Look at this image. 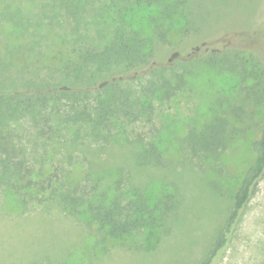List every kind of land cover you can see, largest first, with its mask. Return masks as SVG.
<instances>
[{
    "label": "rangeland",
    "instance_id": "rangeland-1",
    "mask_svg": "<svg viewBox=\"0 0 264 264\" xmlns=\"http://www.w3.org/2000/svg\"><path fill=\"white\" fill-rule=\"evenodd\" d=\"M8 8L37 22L44 18V27L54 25L50 34L47 30L49 37L61 42L59 35L69 19L50 0H0V11ZM188 8L187 17L177 20L180 27L157 45L156 63L190 62L189 58L200 54L207 57L216 50L234 48L231 58L240 49L264 67V0H190ZM147 15L139 11L131 17L145 35L150 34ZM27 39L4 23L0 51L14 63L13 71L20 70L27 58L31 64L21 69L25 73L35 67L54 68L58 52L50 42L40 58L25 57L24 51L17 50ZM11 49L17 50L13 56L7 52ZM240 75L197 59L183 90L171 100L156 103L152 127L124 122V128L117 127L107 142L87 139L72 147L57 144L66 139L56 133L51 145L39 141L25 147L28 154L36 155L37 166L49 171L64 169V175L77 180L88 175L103 189L123 180L124 191H140L151 201L172 193L179 205L162 225L111 239L103 238L85 213L72 216L55 201L39 203L35 194L24 208L14 192L0 188V264H203L227 225L235 194L255 160L254 133L264 123V108L241 91ZM144 79L138 78L137 84ZM220 100L225 106L228 102L243 108L244 118L236 123L240 135L219 158L196 163L183 145L184 138L191 128L213 118ZM32 124L27 120L23 127H31L33 133ZM73 132L69 128L64 135ZM139 133L147 142L158 144L167 165H138L137 154L143 147L135 142ZM214 264H264V177Z\"/></svg>",
    "mask_w": 264,
    "mask_h": 264
},
{
    "label": "trees",
    "instance_id": "trees-1",
    "mask_svg": "<svg viewBox=\"0 0 264 264\" xmlns=\"http://www.w3.org/2000/svg\"><path fill=\"white\" fill-rule=\"evenodd\" d=\"M50 1L69 19L59 35V44L49 37L54 25H42L44 18L37 22L31 17V22L29 16L19 15L18 9L0 11V36L4 23L28 36L17 49L24 51L25 57H44L49 42L58 52V58H53L58 59L54 68L45 71L35 67L25 73L21 69L31 64L30 59L14 72V63L0 51V188L14 192L24 208L35 194L39 203L55 201L72 216L85 213L103 238L121 239L154 229L177 209L175 194H163L151 201L140 191H124L123 180L103 189L88 175L77 180L64 175V169L49 171L37 166L36 155L28 154L25 147L39 141L51 145L57 136L66 139H59L57 144L72 147L87 139L107 142L117 127L124 128V122L152 127L156 103L171 100L183 90L197 59L241 74V91L264 108V67L240 49L231 58L229 52L236 53L234 48L216 50L207 57L200 54L189 58L193 60L190 62L178 63L176 59L156 63L157 45L180 27L177 20L187 17L190 0ZM139 11L148 12L149 35L131 21L132 14ZM17 50L7 52L13 56ZM138 78L145 79L137 84ZM214 109L211 120L191 128L184 138L183 145L196 163L219 158L240 135L236 123L244 118L243 108L228 102L225 106L220 100ZM27 120L33 123V133L31 127H23ZM69 128L74 132L65 137L64 131ZM26 129L28 133L24 134ZM254 135L255 160L235 194L227 225L203 264H214L227 248L242 212L264 177V123ZM136 136L135 142L143 145L137 154L138 165H167L157 143L147 142L140 133Z\"/></svg>",
    "mask_w": 264,
    "mask_h": 264
},
{
    "label": "water",
    "instance_id": "water-1",
    "mask_svg": "<svg viewBox=\"0 0 264 264\" xmlns=\"http://www.w3.org/2000/svg\"><path fill=\"white\" fill-rule=\"evenodd\" d=\"M106 84V82H104L102 85H105Z\"/></svg>",
    "mask_w": 264,
    "mask_h": 264
}]
</instances>
